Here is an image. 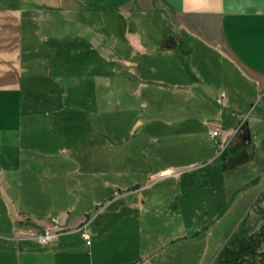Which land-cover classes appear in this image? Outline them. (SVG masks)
<instances>
[{
  "label": "rangeland",
  "instance_id": "1",
  "mask_svg": "<svg viewBox=\"0 0 264 264\" xmlns=\"http://www.w3.org/2000/svg\"><path fill=\"white\" fill-rule=\"evenodd\" d=\"M60 17L54 31L72 50L55 55L68 60L73 76L61 77L53 63L43 68L30 88L38 97L28 99L26 107L40 110L34 117L43 152L69 147L52 160L74 157L70 167L59 169L68 171V179L57 181H67L72 193L43 194L42 207L55 208L66 198L72 213L89 211V230L102 239L105 264H128L150 236L165 231L171 248L164 264H264V92L257 93L204 48L196 57L202 86H218L209 97L199 96L197 88L189 96V88L175 84L178 76L171 82H142L118 61L103 64L99 52L87 46L91 40L83 15ZM105 21L109 38L111 25ZM141 21L147 27V20ZM121 26L117 21L115 32ZM42 33L45 45L50 31ZM43 45L36 58L48 56ZM156 59L162 63L160 56ZM157 69L162 77V68ZM223 91L228 97L222 98ZM56 108L62 111L55 114ZM220 120L225 130L232 129L223 145L211 136ZM93 181L99 185L96 196L90 193ZM193 231L197 235L188 238ZM185 237L190 241L174 246ZM5 243L9 263L16 264L17 243L0 239V246Z\"/></svg>",
  "mask_w": 264,
  "mask_h": 264
},
{
  "label": "crops",
  "instance_id": "2",
  "mask_svg": "<svg viewBox=\"0 0 264 264\" xmlns=\"http://www.w3.org/2000/svg\"><path fill=\"white\" fill-rule=\"evenodd\" d=\"M74 14L88 20L85 31L91 41L87 46L99 52L102 63L108 59L118 61L117 65L128 68L142 82H171L173 76H178L175 84L189 88V96L197 88L199 96L209 97L218 86H202L201 62L196 57L199 49L204 48L236 69L257 93L264 92V0H0V239L17 243L16 264H95V257L98 264H105L102 239L97 231L89 230V211L72 213V203L68 205L66 198L55 208L51 204L42 207L43 194L72 193L67 181L63 185L57 181L68 179V171L59 169L70 167L74 157L52 160L57 153L69 152L67 145H56L55 150L44 152L40 149L42 142L36 135L38 125L34 117L40 110L26 107L28 99L38 97L31 96L30 88L39 80L43 68L53 63L54 68H60L61 77L73 76L68 72V60L55 55L65 48L66 52L71 51V44L67 38L59 39L54 26L59 16L67 20ZM143 18L147 27L141 21ZM106 19L111 25L109 38ZM117 21L122 23L119 32L114 30ZM45 28L51 39L43 45ZM41 45L48 56L36 58ZM159 56L162 63L156 59ZM159 66L162 77L156 76ZM95 75L100 79V73ZM221 96L226 98L228 93L223 91ZM50 114L46 110V115ZM216 122L215 127L225 130L221 120ZM69 178L73 179L71 175ZM98 186L93 181L92 195L99 194ZM93 202L98 203L99 199ZM86 220L91 244H87L79 230ZM197 227L192 228L196 231ZM58 228L61 230L54 242L42 244L37 239L38 233ZM194 231L188 233V238L195 235ZM186 238H179L184 240L180 242L172 240L174 246L190 241ZM145 244L146 248L129 259L128 264L169 261L171 240L166 231L150 236ZM9 251L7 243L0 246V264H10Z\"/></svg>",
  "mask_w": 264,
  "mask_h": 264
},
{
  "label": "built area",
  "instance_id": "3",
  "mask_svg": "<svg viewBox=\"0 0 264 264\" xmlns=\"http://www.w3.org/2000/svg\"><path fill=\"white\" fill-rule=\"evenodd\" d=\"M211 136L217 139V141H220L223 145L228 138V132L223 130L221 127L216 126L211 130ZM87 226H88V221L86 220L83 223V225L79 227V230L81 231L82 237L87 242V244H91L92 243L91 234L88 231ZM60 230L61 229L58 228L55 231H44L42 233H38L37 239L42 244L52 243L57 239L58 233L60 232Z\"/></svg>",
  "mask_w": 264,
  "mask_h": 264
},
{
  "label": "water",
  "instance_id": "4",
  "mask_svg": "<svg viewBox=\"0 0 264 264\" xmlns=\"http://www.w3.org/2000/svg\"><path fill=\"white\" fill-rule=\"evenodd\" d=\"M245 137H246L247 139L249 138L248 124L246 125Z\"/></svg>",
  "mask_w": 264,
  "mask_h": 264
},
{
  "label": "trees",
  "instance_id": "5",
  "mask_svg": "<svg viewBox=\"0 0 264 264\" xmlns=\"http://www.w3.org/2000/svg\"><path fill=\"white\" fill-rule=\"evenodd\" d=\"M197 235V233L194 235V236H196ZM227 252H225V254H226ZM221 254H224V252H222ZM228 254V253H227Z\"/></svg>",
  "mask_w": 264,
  "mask_h": 264
}]
</instances>
